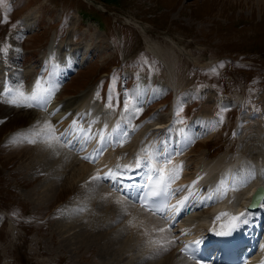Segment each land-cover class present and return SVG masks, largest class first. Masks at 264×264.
I'll return each instance as SVG.
<instances>
[{"label":"rangeland","instance_id":"rangeland-1","mask_svg":"<svg viewBox=\"0 0 264 264\" xmlns=\"http://www.w3.org/2000/svg\"><path fill=\"white\" fill-rule=\"evenodd\" d=\"M95 2L102 6L99 13L83 0H2L0 48L7 47V51L0 52V84L22 90L26 83H35L31 74H36L39 56L53 36L54 56L59 61L74 49L88 56L58 95L74 100L73 108L85 96L91 104L99 101L111 117L121 118L125 113L122 104L130 100V112L137 106L140 109L134 115L135 128L159 118L166 123L171 104L176 103L171 122L175 126L189 125L199 115L213 121L214 129L209 127L206 137L190 151L194 157L205 154L206 160H213L225 156L228 163L241 151L254 165L264 157V0ZM27 14L33 19L30 32L20 29ZM128 15L146 23L147 39L170 52V70L144 50V36L126 23ZM155 97L159 101L144 110ZM106 110L102 114L96 110L100 124L92 129L111 120ZM38 115L0 98V264L150 263L142 260V242H132L119 223L105 218V205L96 196L100 186L90 189L80 176L76 184H67L78 169L61 149L47 147L51 162L45 163L35 151V142L30 146L32 142L10 139L20 128L37 125L43 116ZM41 181L56 182L68 193L53 203H39L35 191L32 197L29 190ZM60 224L90 236L105 235L100 244L108 247L107 254L92 241L78 249L74 243L70 247L59 231Z\"/></svg>","mask_w":264,"mask_h":264},{"label":"bare ground","instance_id":"bare-ground-1","mask_svg":"<svg viewBox=\"0 0 264 264\" xmlns=\"http://www.w3.org/2000/svg\"><path fill=\"white\" fill-rule=\"evenodd\" d=\"M133 18H126V23H128L129 25H133L142 33L145 41V50L152 54L164 66H166L167 70H170V64L172 63L171 57L169 55L170 52L167 53L164 49L160 48L157 43H154L151 40L149 41L146 35L147 26H145L139 20H136V18ZM22 20L23 19H21V22ZM32 21V17L27 14L24 17L23 24H20V26H23V28H26L28 31H30ZM15 30L13 32V36H15L16 34ZM170 41L173 43V40ZM46 51H48V49ZM84 56L85 54L80 56V58H83ZM74 63L79 62L71 60L68 69H70L71 65ZM54 73L58 78L62 80V83H58L57 81H55L54 75L50 73L44 80V82H49L50 85L41 82L43 87H51L52 89L59 88L63 85V82L69 76L67 69L54 70ZM4 94H6V92H4ZM78 100V105H81L82 108L86 107L88 102L85 96L79 98ZM72 102L74 103V100H72L71 98L55 101L54 96L53 99L52 97H48L47 102L43 105V108L45 109V111L43 112L46 113L42 114L41 112L35 110L39 115H43L41 118L39 117L41 120L37 122V125H40V127H34L32 125V128H21L18 133L16 132L15 136L11 135L12 137L10 139L13 142H20L22 144L31 143L30 141H35V143L38 145V148L36 146L37 150L35 151L38 152L39 158L41 160H44L45 163L51 162L50 157H48V155L46 154L47 147H49L48 144H51V147L53 148L57 146L59 149H61L65 157L70 158L71 166L73 164L77 165L76 169H78L75 172V175H71L73 181H71L70 184H67H76L80 176V180H87L88 186L91 187L90 189H92V187H95L96 189L100 186L99 190L96 191V196H99L100 203L105 205V210L103 211V213L105 211L107 212L105 218L109 217L111 221L110 223L112 224L114 223V221L117 222V224L119 223V229H125V233L123 232L124 230L121 231L122 234L124 233L128 235L127 238L131 237L130 239H132V242L133 240L135 242L137 240L141 244V240L135 236L136 234L140 233L143 240V246L141 244V247H143L141 249L142 260L144 262H150L148 264H191L185 257L184 259L177 253L178 251L176 244L180 239H182V237L177 232L178 228H183V234L187 235L189 233L188 231L190 230L202 229L207 225L215 224L217 222L235 223V221L232 220V217L236 216L233 215V212L235 213L236 209L240 210L248 204L250 195L258 184L264 185V171H262L264 170V157H262V159L260 158L261 160L255 161L254 165L252 162H249L250 159L245 156L243 157L240 151L239 156L234 162L226 164L224 161L225 156H220L213 160H206L205 154H200L194 157V155L191 154L188 156L189 152H185V159L180 160L176 158L177 153L173 151L169 146L168 148H166V151L169 152V156L171 157L170 162L164 157L159 156V151L156 150L154 144H151V152L149 151V153L147 154L148 156L146 157V163L134 170H126L124 172L114 171L113 174L118 177L115 182L119 183L125 190L127 189L128 191L132 188L129 186L133 183L135 184V186H139V188H141L144 179L149 176L150 172L153 169H158L159 171L163 170V172L168 177L170 175L169 170L172 169L168 166L172 163L175 167V171L172 176H176L178 174V178H175L176 181L174 185H179L178 188L180 189V197H176L174 199V203L175 205H177L180 200L187 196L189 209L185 212L183 218L173 229L167 228L163 224L164 220L160 216L155 217L140 212L138 215L131 217L133 211H135V207L131 209V206L124 201L122 196L108 191L103 183L97 182L98 180H94L96 182L95 183L91 178L94 177V175L98 171L103 173L105 171L108 172L109 169H115L116 166L115 168H113L112 165L113 161H110L111 154L113 152L117 153L120 148H122L123 150L130 148V142L132 139H135L134 145L139 150H143L144 140H141V138L144 136V132L147 130V126L143 127L145 124H142L132 130L131 134L125 136L124 130L117 132L115 130V126L112 125L111 122H109L111 120H107L103 125L97 127V129H92L90 126L86 128L82 134H80L79 129L82 125V120H77L76 115L73 117V119L69 120L66 116H61L60 113L63 110L73 108ZM102 111L105 110H99L100 114H102ZM77 113H80V110L79 112L77 111ZM123 119V122H117L130 124L131 118L128 114L124 115ZM171 124L172 123H170V125ZM163 127L164 124L155 126L153 129H151L152 132L150 133V135H152L153 132H156V130L154 129ZM209 127L211 129H214L212 119L208 118V116L206 117L205 115H199L193 121V123L189 124L188 126L177 127L176 133L185 135L186 139L184 140V144L187 147L188 143L190 147L198 139L206 137L205 134L207 133ZM77 132L79 137L76 139ZM61 134H63V139H65L66 143L70 141L73 142L72 147L73 149L77 150L76 153H74L72 150L62 148L64 147V144L59 142L57 139V136H60ZM209 134H211V131L209 132ZM102 135L106 137L103 146V153L97 154V149L100 148L99 141L101 140ZM115 144L122 145L120 148H116ZM78 145H84L86 147L79 148ZM88 147L91 149V155L87 150ZM187 149L188 148H186L185 150ZM79 153L84 154L85 156L90 155V159H88L90 161V165L76 159L75 156ZM92 157L95 158L94 162H92ZM124 157L125 155L123 156V159ZM148 157H150L151 160H149ZM174 158H176V160ZM254 159H256V157ZM67 160L66 162L67 164H69ZM187 162L188 164H186ZM116 163L117 166L123 165L129 166L128 168H134V163L131 160H116ZM178 163L180 164V168ZM101 164H103L105 168H102ZM192 165H194L195 167L194 170L192 169V172H190V166ZM249 173L252 174L249 175ZM129 177H131V179H129ZM193 181H196V183L193 184ZM202 184H207L209 186L207 192L205 193L198 192V189H200V186ZM57 185L56 182L41 181L40 183L36 184L34 188H31L29 190V194L33 197L35 191L36 201H38L39 203H43L44 201L53 203L55 200H58L61 197L62 193H68V190L59 189L60 186ZM189 185L191 187H185ZM170 186L171 189L175 187L173 186V184H171ZM67 187L70 188V186ZM117 189L119 188L117 186H114L113 190L119 191ZM171 189L169 188V195L172 194ZM207 197H212V199H207ZM117 200H119L121 203H116ZM197 206L199 207L198 209H196ZM259 206L260 208L257 210L256 214H260V216H255L253 220L261 221L262 219H264V197L262 198ZM123 211H128V214L123 215ZM221 213H226L227 215L219 216V219H217V216ZM129 219L131 223L128 222ZM130 224L134 225V227L136 228L133 229ZM129 228L130 230H127ZM140 229H145L150 233L151 237L153 238L151 244H148L145 241L143 235L140 232ZM161 229L164 230L161 231ZM59 231L64 238L63 240L67 241L66 243L69 244L70 247L74 243L73 248L75 249H78L80 246H86L89 244L88 242L91 241L93 242V244H102V239H104L105 237V235L99 234L100 232L97 234L99 237L90 236L88 234L82 233L81 231H78L74 227L65 224H60ZM107 248L108 247H102L101 245L102 252H105ZM109 249L113 251V246L110 245ZM139 257L141 258V255L137 257L138 260L140 259Z\"/></svg>","mask_w":264,"mask_h":264},{"label":"snow or ice","instance_id":"snow-or-ice-1","mask_svg":"<svg viewBox=\"0 0 264 264\" xmlns=\"http://www.w3.org/2000/svg\"><path fill=\"white\" fill-rule=\"evenodd\" d=\"M0 2H2V0H0ZM6 51H7V47L0 48V52H6ZM52 91H53V89L51 87H48V88L43 87L42 83L39 79H37L35 81L30 94L25 93L23 90L5 89L6 94L15 95L18 98V99H11V100L7 101L8 103H11L15 106H22V107H29V108H31V107H43V105L47 102L48 96L51 94ZM137 105H138V101H137ZM107 106L112 107V105L110 103ZM130 106H131V101L126 100L124 102V111L125 112L129 111ZM139 110L140 109L138 106L135 107V109L133 111V115H139ZM181 131H183V130H181ZM235 134L236 133L234 132L233 135H235ZM105 139H106V137H104L102 135L101 140L99 141L100 148L97 149V154L103 153V146H104ZM30 142H35V141H30ZM72 143L73 142H68L69 146H71ZM48 146L51 147V144H48ZM144 151H146V149H144ZM83 158L84 159H90L89 156H85ZM91 159H92V162H94L95 158L92 157ZM141 163H142V161L139 158H137L136 167L139 168L141 166ZM145 163H146V161H145ZM117 167L119 169V166H117ZM124 167L128 168L129 166H124ZM129 170H131V169H129ZM262 171H264V170H262ZM251 174L252 173H249V175H251ZM159 175H160V179L156 182L158 186L163 185L165 182V176H164L163 170L159 171ZM172 178H173L172 175L168 176V180H171ZM175 178H178V174L175 176ZM91 179H93V180L112 179L113 181H116L118 179V177L113 174V171L111 169H109V171L107 173H105L103 177H101L100 175H96V176L92 177ZM129 179H131V177H129ZM149 179H152V178L150 177ZM195 183H196V181H193V184H195ZM129 187H135V184L133 183ZM147 187L152 188L151 185H148ZM185 187H191V186L189 185V186H185ZM117 190H120V189H117ZM162 191H166V189L165 188H157V189H153L149 192H144L143 195H138L136 200H137V202H139L141 204V207H143L146 211H151V208L148 206L149 200H151L152 203H156L157 199L161 195ZM177 191H179V189H177ZM207 199H212V197H207ZM187 200H188V197L186 196L178 202L179 207H176L177 213H180L185 207H187V204H186ZM116 203L119 204L121 202L119 200H117ZM222 215H227V214L221 213L217 216V219H219V216H222ZM247 217H248L247 209H245L244 212H241L238 215L233 216L232 220L235 221V223L232 225L233 230L238 229L242 225L247 224L249 222ZM129 223H131V221ZM163 230L164 229H161V231H163ZM220 234L229 235L230 233H220ZM154 243H156V242H154ZM194 243L199 244L200 241L197 240ZM185 250L186 249H181L182 252H184ZM262 264H264V262H262Z\"/></svg>","mask_w":264,"mask_h":264},{"label":"water","instance_id":"water-1","mask_svg":"<svg viewBox=\"0 0 264 264\" xmlns=\"http://www.w3.org/2000/svg\"><path fill=\"white\" fill-rule=\"evenodd\" d=\"M257 191L258 192L255 194V196H257V201H259L264 194V189L262 186H258Z\"/></svg>","mask_w":264,"mask_h":264}]
</instances>
